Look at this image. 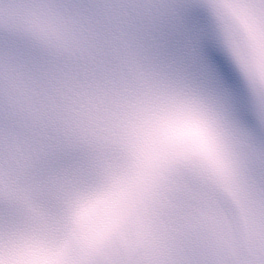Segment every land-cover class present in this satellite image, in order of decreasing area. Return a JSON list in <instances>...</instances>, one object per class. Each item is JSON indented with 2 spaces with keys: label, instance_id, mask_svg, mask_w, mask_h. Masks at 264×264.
Masks as SVG:
<instances>
[{
  "label": "snow or ice",
  "instance_id": "1",
  "mask_svg": "<svg viewBox=\"0 0 264 264\" xmlns=\"http://www.w3.org/2000/svg\"><path fill=\"white\" fill-rule=\"evenodd\" d=\"M0 264H264V0H0Z\"/></svg>",
  "mask_w": 264,
  "mask_h": 264
}]
</instances>
